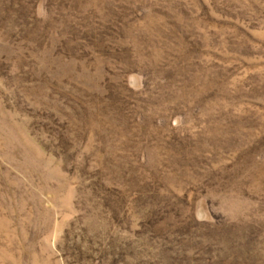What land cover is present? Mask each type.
Here are the masks:
<instances>
[{"label":"rangeland","instance_id":"1","mask_svg":"<svg viewBox=\"0 0 264 264\" xmlns=\"http://www.w3.org/2000/svg\"><path fill=\"white\" fill-rule=\"evenodd\" d=\"M0 264H264V0H0Z\"/></svg>","mask_w":264,"mask_h":264}]
</instances>
